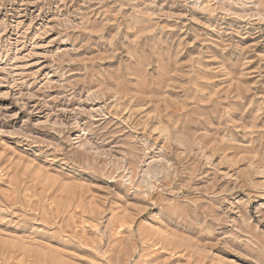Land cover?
I'll return each mask as SVG.
<instances>
[{"label": "rangeland", "instance_id": "obj_1", "mask_svg": "<svg viewBox=\"0 0 264 264\" xmlns=\"http://www.w3.org/2000/svg\"><path fill=\"white\" fill-rule=\"evenodd\" d=\"M0 264H264V0H0Z\"/></svg>", "mask_w": 264, "mask_h": 264}]
</instances>
